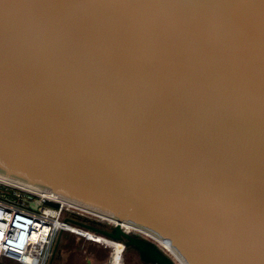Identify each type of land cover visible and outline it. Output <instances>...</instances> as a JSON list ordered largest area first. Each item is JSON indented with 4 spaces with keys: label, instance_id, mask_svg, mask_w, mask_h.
<instances>
[{
    "label": "water",
    "instance_id": "1",
    "mask_svg": "<svg viewBox=\"0 0 264 264\" xmlns=\"http://www.w3.org/2000/svg\"><path fill=\"white\" fill-rule=\"evenodd\" d=\"M0 178L144 263L177 264L121 222L264 264V0H0Z\"/></svg>",
    "mask_w": 264,
    "mask_h": 264
},
{
    "label": "built area",
    "instance_id": "2",
    "mask_svg": "<svg viewBox=\"0 0 264 264\" xmlns=\"http://www.w3.org/2000/svg\"><path fill=\"white\" fill-rule=\"evenodd\" d=\"M63 212L69 215L65 218L68 220L60 219ZM78 212L0 179V264H47L58 232H71L88 240L94 231L71 221L70 214Z\"/></svg>",
    "mask_w": 264,
    "mask_h": 264
},
{
    "label": "rangeland",
    "instance_id": "3",
    "mask_svg": "<svg viewBox=\"0 0 264 264\" xmlns=\"http://www.w3.org/2000/svg\"><path fill=\"white\" fill-rule=\"evenodd\" d=\"M71 210V209H70ZM68 214L63 212L60 216V219L64 220L68 218ZM73 217V215L70 214ZM59 238V243L61 242V247L57 250L60 251L59 254L55 255L52 259L51 264H113L111 255L112 248L104 247L102 244L95 243L84 239L81 236H78L71 232H58L56 234L55 240L53 242L52 250L54 248L55 242ZM60 245V244H59ZM160 248V244H158ZM164 251L165 249L162 248ZM96 250V252H95ZM114 252V251H113ZM168 253L167 251H165ZM96 254H99L101 257L98 258ZM52 252L50 254L51 258ZM111 261V262H110ZM50 262L48 259L47 264ZM10 264H21L16 262H10ZM119 264H148L144 263L140 258L138 253L132 248L123 249L122 256L120 258Z\"/></svg>",
    "mask_w": 264,
    "mask_h": 264
},
{
    "label": "bare ground",
    "instance_id": "4",
    "mask_svg": "<svg viewBox=\"0 0 264 264\" xmlns=\"http://www.w3.org/2000/svg\"><path fill=\"white\" fill-rule=\"evenodd\" d=\"M1 179V178H0ZM13 183V182H11ZM16 184V183H14ZM18 185V184H17ZM42 196H44V198H48V199H54L55 201L61 203L62 206H64L65 208H68V209H71L75 212H84V213H88L90 215H94V214H91L89 213L87 210H84L82 208H79V207H76V206H73L72 204H68L60 199H57L55 196L53 195H50V194H46V193H40ZM101 217V216H100ZM110 220V219H109ZM114 224L116 223V220H111ZM120 226L122 228V230L124 231H127V232H134V233H137V234H140L142 236H144L145 238H148V239H152L154 240L157 244H160V246L162 248L165 249V251H167L168 253H170V255H172L171 257L174 259V261L177 263V264H183L182 261L180 259L177 258V255L172 251V249L165 243L163 242L162 240H159V239H156L155 237H153L151 234H149L147 231L145 232V230H142L140 228H137V227H133L131 226L130 224H127L125 222H121L120 223ZM44 230L47 232L48 231V226L46 225L44 227ZM72 231H76L75 228L72 229ZM90 239V240H89ZM98 239H103L105 241H107V244H109V246H113V248H115V250H111L112 251V255H111V259H112V262L113 264H119V261H120V258L122 256V253H123V244L121 242H117V241H113V240H109L108 238L102 236V235H99V234H96L95 231L92 232V234L90 235V238H88V241H91V242H95V243H99V244H102L103 243L101 241H98ZM117 244V245H115ZM119 245V246H118ZM104 247H108V245H103ZM109 248V247H108ZM112 248V249H113ZM111 249V248H109ZM119 249H122V251H120V255L119 258H118V262H117V252H119ZM114 251V252H113Z\"/></svg>",
    "mask_w": 264,
    "mask_h": 264
},
{
    "label": "flooded vegetation",
    "instance_id": "5",
    "mask_svg": "<svg viewBox=\"0 0 264 264\" xmlns=\"http://www.w3.org/2000/svg\"><path fill=\"white\" fill-rule=\"evenodd\" d=\"M73 217L75 218V219H73V218L71 219L73 222L76 221V222L82 223L83 225H86V226H93V227L100 229L102 231H109L111 229V226L113 223L111 220H109L107 218H103V217L100 218L96 215H90V214L84 213V212L74 213ZM97 233H99V232H97Z\"/></svg>",
    "mask_w": 264,
    "mask_h": 264
},
{
    "label": "crops",
    "instance_id": "6",
    "mask_svg": "<svg viewBox=\"0 0 264 264\" xmlns=\"http://www.w3.org/2000/svg\"><path fill=\"white\" fill-rule=\"evenodd\" d=\"M101 240H102V241H101ZM98 241H101V242L103 243V245H108L109 248H113V246H109V244H107V241H105V240H103V239H98ZM59 244H60V245H59ZM115 245H117V244H115ZM58 246L61 247V242H60V243L58 242ZM118 246H119V245H118ZM113 250H115V248H113ZM120 251H122V249H119V252H117V253H118V254H117V262H118V258H119V256H121V255H120V254H121ZM59 252H60V251L57 250L56 253H55V255H56V254L58 255ZM95 252H96V250H95ZM119 253H120V254H119ZM96 255H97L98 258L101 257L99 254H96ZM54 257H55V256H54ZM71 264H72V261H71Z\"/></svg>",
    "mask_w": 264,
    "mask_h": 264
},
{
    "label": "trees",
    "instance_id": "7",
    "mask_svg": "<svg viewBox=\"0 0 264 264\" xmlns=\"http://www.w3.org/2000/svg\"><path fill=\"white\" fill-rule=\"evenodd\" d=\"M60 248L59 246L57 247V249Z\"/></svg>",
    "mask_w": 264,
    "mask_h": 264
}]
</instances>
